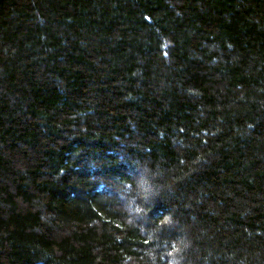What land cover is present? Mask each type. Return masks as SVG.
<instances>
[{"label": "trees", "instance_id": "16d2710c", "mask_svg": "<svg viewBox=\"0 0 264 264\" xmlns=\"http://www.w3.org/2000/svg\"><path fill=\"white\" fill-rule=\"evenodd\" d=\"M264 264V0H0V264Z\"/></svg>", "mask_w": 264, "mask_h": 264}, {"label": "clouds", "instance_id": "9594fccd", "mask_svg": "<svg viewBox=\"0 0 264 264\" xmlns=\"http://www.w3.org/2000/svg\"><path fill=\"white\" fill-rule=\"evenodd\" d=\"M177 264H178V262H177Z\"/></svg>", "mask_w": 264, "mask_h": 264}]
</instances>
